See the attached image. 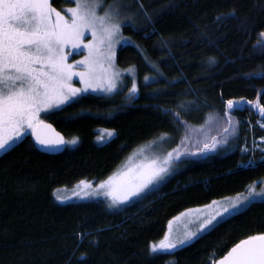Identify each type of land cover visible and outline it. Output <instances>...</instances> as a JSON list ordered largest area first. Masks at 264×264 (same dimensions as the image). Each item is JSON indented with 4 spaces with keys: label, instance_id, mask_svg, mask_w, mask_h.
<instances>
[{
    "label": "trees",
    "instance_id": "16d2710c",
    "mask_svg": "<svg viewBox=\"0 0 264 264\" xmlns=\"http://www.w3.org/2000/svg\"><path fill=\"white\" fill-rule=\"evenodd\" d=\"M126 1L136 19L122 28L130 43L119 48L117 64L136 68L138 94L126 79L112 94L79 95L44 115L67 141L77 140L62 153L39 151L30 133L0 154V264H211L240 240L264 233L263 200L174 254L155 260L148 254L184 210L264 179V160L249 163L264 151L243 150L251 137L264 136V112L257 108H264V78L258 75L264 72V0ZM51 4L63 10L74 3ZM229 100L237 107L229 109ZM101 130L114 134L98 143ZM161 136L184 138L178 151L185 155L158 190L118 210L102 199L55 198L58 189L105 180L137 148ZM213 138L220 144L203 156L204 143Z\"/></svg>",
    "mask_w": 264,
    "mask_h": 264
},
{
    "label": "snow or ice",
    "instance_id": "6c2138e0",
    "mask_svg": "<svg viewBox=\"0 0 264 264\" xmlns=\"http://www.w3.org/2000/svg\"><path fill=\"white\" fill-rule=\"evenodd\" d=\"M72 2L75 7L67 9L69 16H65L52 7L51 0H0V151L12 149L28 130H31L37 144L43 147L55 148L77 143L76 139L65 141L51 124L41 119V113H52L73 101L81 92L100 87L101 77L97 74V67L102 60L111 64L113 47L118 43L116 37L121 31L119 19L125 6L122 0H113L106 7L102 6V0ZM102 7L101 15L98 10ZM85 33L91 34L88 43H84ZM260 35L264 36V33ZM69 47L79 49L78 54L87 50L84 59L77 61L78 65L83 66V71H75L74 66L67 62L65 49ZM258 75L264 78V72ZM74 76H78L85 85L83 89L72 86ZM147 80L148 77H145ZM105 88L107 91L115 88L111 75L107 78ZM137 91L133 83L131 92ZM227 105L229 109L237 107L232 100ZM257 108L264 112V108ZM175 115L179 117V113ZM229 127H232L231 120ZM224 131L227 132L228 128ZM217 143L214 138L211 144L205 142L202 151H214ZM223 143H227V140ZM183 154L178 153L175 159L178 160ZM171 161L172 153H168L163 165H157L153 160L140 166L134 174L123 173L110 177L99 184L98 189L111 198L110 207L125 203L162 180L168 173ZM81 184L84 182L81 181ZM85 187L90 188L91 185ZM251 196H264V189L249 192ZM216 203L213 201L212 205L206 207L211 208ZM241 203L230 202L222 210L217 208L205 215L196 231L187 232L183 237L172 238L169 232L158 244L149 245V256L155 260L164 253L174 254L173 250L191 242L198 233L214 229L220 222L218 217L223 219L226 214L230 216L232 212L238 211ZM169 264L175 262L169 261ZM211 264H264V233L240 240L226 255L218 261H211Z\"/></svg>",
    "mask_w": 264,
    "mask_h": 264
},
{
    "label": "rangeland",
    "instance_id": "374dc122",
    "mask_svg": "<svg viewBox=\"0 0 264 264\" xmlns=\"http://www.w3.org/2000/svg\"><path fill=\"white\" fill-rule=\"evenodd\" d=\"M113 2H107L106 0H102V6L106 7L108 4H111ZM122 4L125 6L123 8V14L121 15L119 19V23L121 25V31L117 35L116 40L118 43L114 44L113 47V52L114 56L111 60V64L107 60H102L100 64L97 67V74L101 77L100 80V87L96 88L93 90V88H89L86 92H81L79 95L87 94V93H93V94H112L116 92L120 86L125 82L126 79H131L132 84L133 83L136 85L138 89V77H137V72L136 68L133 66L126 67V68H121L117 64V53L118 50L121 46L129 44L130 43V38L128 36H125L123 34L122 28L124 25H134L135 23V15L136 12L132 10V5L130 2L126 0H122ZM75 7V4L71 6L65 7L63 10H57L60 11L62 14L65 16H69V13L67 12V9ZM98 14H103V7L98 10ZM91 40V34L90 33H85L84 37V43H88ZM65 52L68 54V63L72 64L74 66L75 71H83L84 68L82 65H78L77 61H80L84 59V56L87 55V50H83V54H78L80 53L79 49H72L71 47L66 48ZM111 75V78L113 79L115 83V88L112 91H107L105 88L106 81L108 76ZM149 81L151 79L150 76H147ZM72 86L75 88L83 89L85 85L80 82V79L78 76H74L72 78ZM134 96L138 94V91L133 93L131 92ZM78 95V96H79ZM77 96V97H78ZM76 97V98H77ZM71 102V101H70ZM69 102V103H70ZM68 104V103H67ZM65 104V105H67ZM62 105L61 107L65 106ZM54 111V110H53ZM48 113H41V119L43 118L44 115ZM247 120V119H246ZM250 124L255 125L252 123V121H249ZM247 123V122H245ZM248 124V123H247ZM254 128V126H253ZM260 128L264 130V123L260 124ZM252 130V129H251ZM31 130H28L27 132L24 133V136L17 140L15 142L18 143L20 140H22L26 135L30 134ZM109 133H112L110 136ZM114 132L111 130H101L99 133V136L97 137L98 143H104L107 142L112 136ZM264 137V136H263ZM259 137L257 138L256 136L251 137V142L249 146L243 147L244 152L251 153V155H255L256 152H263L264 151V138ZM184 138L178 139L177 142L168 136H161L159 139L149 142L139 148H137L130 156L124 161V163L121 165V167L114 172L111 176L106 178L103 181L99 182H91V181H83L84 184H81V182L75 184L71 188H62L58 189L55 191L54 196L57 199L59 196L60 199H57L60 203H67V202H74V201H89V200H97V199H102L107 202L108 206L112 204V200L110 197L105 196L103 194L102 190L98 189L99 184H101L104 181H107L110 177H116L119 176L123 173H129V174H134L136 171L139 170L140 166L142 165H147L151 163L153 160L157 162V165H163L164 159L167 157L168 153H172V161H171V166L168 169V173L164 175V178L160 180L158 183H154L149 187V189H146L144 193H141L139 196L132 197L131 200L125 202V203H120L119 205L112 206L110 207L113 210H118L122 208L125 204L137 199L141 198L144 195L158 190V188L165 182L167 181L172 175H174L179 169L180 165L178 164V161L182 159V156L185 154L181 155L179 159H175L178 153H182L181 151H178L180 148V143L184 141ZM14 144V145H15ZM220 144V143H219ZM177 146V148H176ZM179 146V147H178ZM177 149V153L176 152ZM5 151H0V154H2ZM175 153V154H174ZM214 154L215 151L208 152L207 154ZM264 156H261L259 160H255L254 158H251L249 160L250 166H254L258 161H263ZM247 166V165H246ZM85 185H91L90 188L85 187ZM261 189H264V179L258 180L247 187V190L244 192H240L236 195L233 196H227L224 198L220 199H215L213 201H216L217 203L213 205L211 208L206 207L207 205H212V202L205 204V205H198L196 207L189 208L187 210H184L177 216H175L173 219H171L168 222L167 230L164 234V236L153 243L158 244L159 241L164 239L165 235H168L169 232H171V237L172 238H177V237H183L187 232H195L196 229L198 228L199 221L204 218L205 215L210 214L214 212L217 208H222L224 206H227L230 202H236V201H241L242 203L239 206V210L232 212V214H235L239 211L244 210L245 208L248 207L252 202L256 201H263L264 196H251L249 197V192L255 191V192H260ZM99 191V194L97 192ZM85 193H89V195H85ZM245 197H248V200H245ZM231 214V215H232ZM229 215H225L223 219L228 217ZM218 220H223L220 219L219 217L217 218ZM211 228L208 230L204 231L203 233H198L197 237H195L192 241H194L196 238L201 236L202 234L206 233L209 231ZM191 241V242H192ZM189 242V243H191ZM152 243V244H153ZM187 243V244H189ZM186 244V245H187ZM183 245V246H186ZM179 246L177 249L183 247ZM175 249V250H177ZM173 250V251H175Z\"/></svg>",
    "mask_w": 264,
    "mask_h": 264
},
{
    "label": "water",
    "instance_id": "95a60500",
    "mask_svg": "<svg viewBox=\"0 0 264 264\" xmlns=\"http://www.w3.org/2000/svg\"><path fill=\"white\" fill-rule=\"evenodd\" d=\"M45 122L51 124L52 127L55 129V131L58 132V133L64 138L65 141H67L66 136H65L61 131H59V130H58V129H57V128L51 123V122H49V121H47V120H45ZM31 137H32V140H33L35 146L37 147V149H38L39 151L43 152V153H46V154L56 155V154L62 153V152L66 149V147H67V144L62 145V146H59V147H55V148L43 147V146H40L39 144H37V142H36V140H35V137L32 135V133H31ZM230 249H231V248H230ZM230 249H229V250H230ZM229 250H228V251H229ZM228 251H227V252H228ZM227 252H226L224 255H226ZM224 255H223V256H224ZM223 256H222V257H223ZM222 257H220V258H222ZM220 258H219V259H220ZM219 259H218V260H219ZM218 260H217V261H218Z\"/></svg>",
    "mask_w": 264,
    "mask_h": 264
},
{
    "label": "flooded vegetation",
    "instance_id": "af4514ba",
    "mask_svg": "<svg viewBox=\"0 0 264 264\" xmlns=\"http://www.w3.org/2000/svg\"><path fill=\"white\" fill-rule=\"evenodd\" d=\"M263 105H264V103H263ZM253 107V106H252ZM251 106L250 107H245V108H243V111H245V110H247V109H250V108H252ZM246 112V111H245ZM207 153L208 152H205V153H203V156H205V155H207Z\"/></svg>",
    "mask_w": 264,
    "mask_h": 264
},
{
    "label": "bare ground",
    "instance_id": "6f19581e",
    "mask_svg": "<svg viewBox=\"0 0 264 264\" xmlns=\"http://www.w3.org/2000/svg\"><path fill=\"white\" fill-rule=\"evenodd\" d=\"M247 125H250V128H252V125L249 123V124H247ZM264 138V137H263Z\"/></svg>",
    "mask_w": 264,
    "mask_h": 264
},
{
    "label": "built area",
    "instance_id": "2783aa9c",
    "mask_svg": "<svg viewBox=\"0 0 264 264\" xmlns=\"http://www.w3.org/2000/svg\"><path fill=\"white\" fill-rule=\"evenodd\" d=\"M248 123H250V122L248 121Z\"/></svg>",
    "mask_w": 264,
    "mask_h": 264
}]
</instances>
